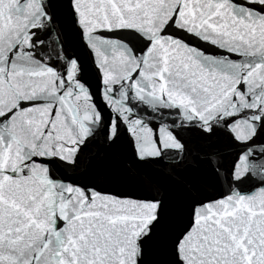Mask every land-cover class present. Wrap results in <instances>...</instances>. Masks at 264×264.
Here are the masks:
<instances>
[{"label": "snow or ice", "instance_id": "6c2138e0", "mask_svg": "<svg viewBox=\"0 0 264 264\" xmlns=\"http://www.w3.org/2000/svg\"><path fill=\"white\" fill-rule=\"evenodd\" d=\"M0 264H264V0H0Z\"/></svg>", "mask_w": 264, "mask_h": 264}]
</instances>
